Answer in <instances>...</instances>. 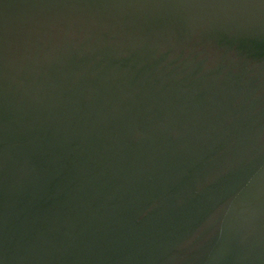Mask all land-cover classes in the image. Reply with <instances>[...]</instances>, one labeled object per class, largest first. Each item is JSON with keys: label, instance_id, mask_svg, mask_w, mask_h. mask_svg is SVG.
I'll return each instance as SVG.
<instances>
[{"label": "water", "instance_id": "1", "mask_svg": "<svg viewBox=\"0 0 264 264\" xmlns=\"http://www.w3.org/2000/svg\"><path fill=\"white\" fill-rule=\"evenodd\" d=\"M0 264H264V0H0Z\"/></svg>", "mask_w": 264, "mask_h": 264}]
</instances>
